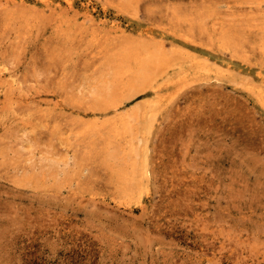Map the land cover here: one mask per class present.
I'll use <instances>...</instances> for the list:
<instances>
[{"label": "rangeland", "instance_id": "rangeland-1", "mask_svg": "<svg viewBox=\"0 0 264 264\" xmlns=\"http://www.w3.org/2000/svg\"><path fill=\"white\" fill-rule=\"evenodd\" d=\"M0 264H264V0H0Z\"/></svg>", "mask_w": 264, "mask_h": 264}, {"label": "bare ground", "instance_id": "bare-ground-1", "mask_svg": "<svg viewBox=\"0 0 264 264\" xmlns=\"http://www.w3.org/2000/svg\"><path fill=\"white\" fill-rule=\"evenodd\" d=\"M159 56V55H158ZM132 58L134 60L135 65L137 68H139V81L140 83H150L153 81L154 77L158 75V72L160 70V67H162L165 63L162 61V59H157L154 52H150V54H143L140 55L139 53H134L132 55ZM162 61V62H161ZM167 62V61H166ZM146 80V81H145ZM143 91V89H142ZM136 94V93H135ZM134 94H130L127 96H124L125 100H129L132 98ZM123 102H120L116 104L113 108L116 109L117 106L122 104ZM139 119V120H138ZM136 121V125L134 127H126V125L122 124H115L113 127L115 128L116 135L120 133H131L135 132V136L141 135L143 140H139V143L143 144L145 138L150 133V128L152 125V118L147 117L145 114H142L140 117H138ZM128 157H122L115 161L113 164L116 165L118 162L120 165L115 168L113 164L110 161H105L107 164H112L110 171H111V179L112 182L115 183L116 188L120 190L121 192H127L131 188L134 187V185L137 184V179H139L142 174L144 173V167L142 169L139 168L138 165H135L136 162H133L135 167L131 169V163L129 162Z\"/></svg>", "mask_w": 264, "mask_h": 264}]
</instances>
